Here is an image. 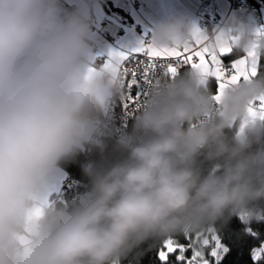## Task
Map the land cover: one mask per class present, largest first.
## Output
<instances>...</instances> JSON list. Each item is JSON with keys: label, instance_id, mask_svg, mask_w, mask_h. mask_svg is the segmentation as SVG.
Wrapping results in <instances>:
<instances>
[{"label": "clouds", "instance_id": "9594fccd", "mask_svg": "<svg viewBox=\"0 0 264 264\" xmlns=\"http://www.w3.org/2000/svg\"><path fill=\"white\" fill-rule=\"evenodd\" d=\"M99 0H0V264H123L145 243L264 220V68L215 97L190 65L163 72L139 101L114 160L86 163L87 190L51 195L63 166L112 136L126 95L116 49L95 32ZM264 59V26L229 17L211 30L171 12L139 42ZM257 108V115L249 113ZM247 231V229H246Z\"/></svg>", "mask_w": 264, "mask_h": 264}, {"label": "snow or ice", "instance_id": "6c2138e0", "mask_svg": "<svg viewBox=\"0 0 264 264\" xmlns=\"http://www.w3.org/2000/svg\"><path fill=\"white\" fill-rule=\"evenodd\" d=\"M234 54L232 47L223 46L216 51H210L202 46L199 40L191 47L184 49L157 50L148 45L131 48L129 50H113L108 54V61L118 60L121 70L124 73V86L126 95L123 99L124 110L130 115L129 108H139V101L145 93L133 94L132 90L141 84L152 85L158 72L175 77L180 68L191 66L199 68L204 75L214 77L217 84L216 99L229 86L238 84L242 80H247L257 75L261 67L262 59L255 51H250L243 56L228 60ZM259 113L264 118V99L259 103ZM249 113L257 115V108L252 107ZM186 243L170 238L161 245L158 250V257L161 264H167L170 255L176 254V260L182 264H212L208 256L219 261L222 252L228 249L221 244L218 235L214 230H209L207 234H197L195 236H184ZM191 251V255L185 253ZM264 257V245L259 250H253V261H259Z\"/></svg>", "mask_w": 264, "mask_h": 264}, {"label": "crops", "instance_id": "0c3cea01", "mask_svg": "<svg viewBox=\"0 0 264 264\" xmlns=\"http://www.w3.org/2000/svg\"><path fill=\"white\" fill-rule=\"evenodd\" d=\"M136 1L139 3L137 7L133 5V0H99L95 13L96 24L104 21L106 25L103 29H97L95 32L103 49L129 50L138 47L140 41L147 39L156 23L171 12L190 13L193 20L201 27L202 20L208 16L206 9L200 8L199 0ZM75 2L76 0H64L65 6L69 8ZM213 2L220 9L221 14H228L227 0H213ZM255 9L258 11V16L262 22L259 25L264 26V5L259 4ZM245 19H253L252 14L246 15ZM136 28H139V31ZM119 29L122 31L120 35L117 33ZM215 86L213 93L217 92L216 81ZM66 175L67 172L63 169L53 185L52 196L60 190L59 188Z\"/></svg>", "mask_w": 264, "mask_h": 264}, {"label": "trees", "instance_id": "16d2710c", "mask_svg": "<svg viewBox=\"0 0 264 264\" xmlns=\"http://www.w3.org/2000/svg\"><path fill=\"white\" fill-rule=\"evenodd\" d=\"M249 3L255 8L259 4L264 5V0H249ZM237 57L239 56L233 54L228 57V60ZM261 68H264V59H262ZM209 86L213 91L216 87L215 81L212 80ZM114 146L115 140L106 138L105 147L103 149L97 148L104 153L113 155V157H118L119 153L114 151ZM89 162L93 163L92 149L81 153L75 161L69 162L63 166L68 177L72 179L73 184L64 186V190H62L57 197V204H70L75 197L87 190L89 180L83 172V165ZM217 235L221 244L226 247L228 251L223 253L220 260L215 264H264V257L259 261H253L252 259L253 249L261 243H264V220L248 224L244 222L242 217L234 216ZM175 239L180 243H186L184 236H178ZM150 243L151 242H148L141 246L140 251H143L142 256L136 258L135 253H133L123 261V264H147L146 260L152 255H155L161 247L160 245L149 250ZM185 255L190 257L191 251L185 253ZM167 264H182V262L176 260V254H172Z\"/></svg>", "mask_w": 264, "mask_h": 264}, {"label": "built area", "instance_id": "2783aa9c", "mask_svg": "<svg viewBox=\"0 0 264 264\" xmlns=\"http://www.w3.org/2000/svg\"><path fill=\"white\" fill-rule=\"evenodd\" d=\"M228 1V14L223 15L220 13V9H218L213 0H199V6L200 8L206 9L208 12V16L202 20V27L207 28L211 30L214 26L219 25L223 22V20L227 19L232 15V18H240L245 19V16L249 13L252 14L253 19L259 24L262 23L260 17L258 16V11H256L255 8H253L249 0H227ZM133 5L135 7L139 6L138 1L133 0ZM106 23L100 22L99 24L95 23V30H100L105 27ZM137 31H139V28H136ZM117 33L120 35L122 34V31L119 29ZM188 70V66L182 67L179 69V73L183 74ZM161 74V72L157 73V77ZM149 86L145 84H141L138 87L134 88L132 90L133 94H138L140 92L145 93L147 95ZM142 98V97H141ZM136 110L138 108L130 107L129 113L130 115L124 110L123 103L118 102L115 106L113 112L111 113L109 117V126L112 130V136L107 139H112L116 141V137L119 135V133L124 129H130L131 124L133 123V115L135 114ZM70 184H73V181L70 177H65V179L62 181L60 190L56 192V194L53 196L56 198L60 195L61 191L64 190V186Z\"/></svg>", "mask_w": 264, "mask_h": 264}, {"label": "rangeland", "instance_id": "374dc122", "mask_svg": "<svg viewBox=\"0 0 264 264\" xmlns=\"http://www.w3.org/2000/svg\"><path fill=\"white\" fill-rule=\"evenodd\" d=\"M92 157H93V163L94 164L100 163L104 159L111 161V160H114L117 158V156L113 157V155H109L107 153H104L103 151L99 150L97 147L92 148ZM66 177H67V175H66ZM261 245H264V243H261L259 246L255 247L253 250H259ZM208 251H210V249L206 250V252H205L206 258L210 259L212 261V264L217 263V261H215V258L208 256ZM223 253H225V252H222V254ZM222 254H221V256H222ZM146 263L147 264H160L158 252L155 255H152L151 257H149L148 260H146Z\"/></svg>", "mask_w": 264, "mask_h": 264}]
</instances>
